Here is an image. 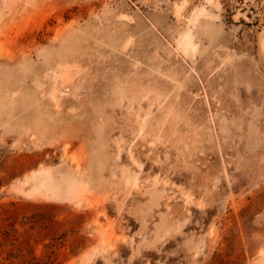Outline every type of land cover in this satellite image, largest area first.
Masks as SVG:
<instances>
[{"label": "rangeland", "instance_id": "1", "mask_svg": "<svg viewBox=\"0 0 264 264\" xmlns=\"http://www.w3.org/2000/svg\"><path fill=\"white\" fill-rule=\"evenodd\" d=\"M249 4L0 0V264H264Z\"/></svg>", "mask_w": 264, "mask_h": 264}, {"label": "built area", "instance_id": "2", "mask_svg": "<svg viewBox=\"0 0 264 264\" xmlns=\"http://www.w3.org/2000/svg\"><path fill=\"white\" fill-rule=\"evenodd\" d=\"M248 10L254 15L255 20L264 18V0H249Z\"/></svg>", "mask_w": 264, "mask_h": 264}, {"label": "bare ground", "instance_id": "3", "mask_svg": "<svg viewBox=\"0 0 264 264\" xmlns=\"http://www.w3.org/2000/svg\"><path fill=\"white\" fill-rule=\"evenodd\" d=\"M203 9V8H202ZM204 10V9H203ZM202 10H200V12H201ZM195 12H197V11H195ZM198 13V12H197ZM194 14V13H193ZM196 14V13H195ZM200 14V13H199ZM193 18H195L193 15H192V19ZM207 18V17H206ZM209 18V17H208ZM210 18L211 19H216V18H218V17H216V16H214V15H211L210 16ZM190 19V18H189ZM193 22V21H192ZM201 24V23H200ZM205 25V24H204ZM202 26H203V22H202ZM205 27V26H204ZM207 28V27H206ZM202 32V31H201ZM214 32V31H213ZM185 36V35H184ZM179 43V42H178ZM177 44V43H176ZM180 45L182 46V48L183 49H185V50H193V44L191 43V41L189 40V39H187V38H185V39H182L181 40V43H180ZM261 46H262V50H263V52H264V43H261ZM260 46V47H261ZM262 52V53H263ZM264 55V54H263Z\"/></svg>", "mask_w": 264, "mask_h": 264}]
</instances>
